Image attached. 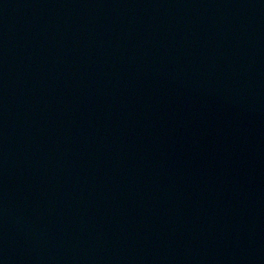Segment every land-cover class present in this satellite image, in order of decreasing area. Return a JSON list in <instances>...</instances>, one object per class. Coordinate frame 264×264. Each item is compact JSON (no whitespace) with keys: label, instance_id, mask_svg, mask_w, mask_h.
Masks as SVG:
<instances>
[{"label":"water","instance_id":"1","mask_svg":"<svg viewBox=\"0 0 264 264\" xmlns=\"http://www.w3.org/2000/svg\"><path fill=\"white\" fill-rule=\"evenodd\" d=\"M0 264H264V0H0Z\"/></svg>","mask_w":264,"mask_h":264}]
</instances>
